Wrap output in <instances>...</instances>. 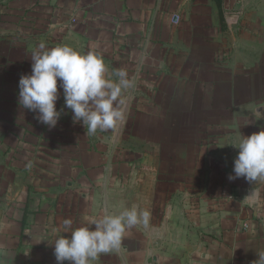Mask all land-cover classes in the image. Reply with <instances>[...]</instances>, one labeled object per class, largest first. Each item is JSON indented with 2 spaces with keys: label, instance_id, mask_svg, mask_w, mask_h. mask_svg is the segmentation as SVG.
<instances>
[{
  "label": "crops",
  "instance_id": "0c3cea01",
  "mask_svg": "<svg viewBox=\"0 0 264 264\" xmlns=\"http://www.w3.org/2000/svg\"><path fill=\"white\" fill-rule=\"evenodd\" d=\"M41 42L97 52L110 73L135 77L117 139L86 135L62 88L54 128L19 105ZM253 42L254 69L237 64L230 54H252ZM260 107L264 0H0V264H57L66 218L76 228L134 203L151 229H129L94 264H254L264 180L228 177L232 144L264 129Z\"/></svg>",
  "mask_w": 264,
  "mask_h": 264
},
{
  "label": "clouds",
  "instance_id": "9594fccd",
  "mask_svg": "<svg viewBox=\"0 0 264 264\" xmlns=\"http://www.w3.org/2000/svg\"><path fill=\"white\" fill-rule=\"evenodd\" d=\"M31 60L30 74L22 75L18 82L22 108L35 112L41 123L54 128L62 114L56 107L62 88L64 106L71 110L74 123L83 124L86 135L111 132L113 140L118 138L126 120L129 90L136 86L134 76L124 68L110 73L101 54H82L68 45L48 48L41 42ZM252 116L264 119V107L255 109ZM232 145L239 151L229 180L242 177L252 184L264 180V129L242 136ZM246 197L256 203L260 193L254 190ZM150 220V211L135 203L118 214L105 208L101 216L86 218L76 228L66 218L63 234L58 233L53 241L57 264H94L102 254L120 251L129 229H151ZM257 255L254 264H264V251H257Z\"/></svg>",
  "mask_w": 264,
  "mask_h": 264
},
{
  "label": "rangeland",
  "instance_id": "374dc122",
  "mask_svg": "<svg viewBox=\"0 0 264 264\" xmlns=\"http://www.w3.org/2000/svg\"><path fill=\"white\" fill-rule=\"evenodd\" d=\"M252 47V54H243L242 48H239V51L237 50L236 54H230L232 57L236 58V63H242L243 60L248 61L249 59L252 60V67L254 69L255 63L259 61L260 57V43L259 42H253L251 44ZM258 64V63H257Z\"/></svg>",
  "mask_w": 264,
  "mask_h": 264
}]
</instances>
